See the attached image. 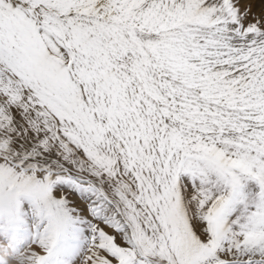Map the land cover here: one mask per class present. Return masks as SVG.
<instances>
[{
  "label": "snow or ice",
  "instance_id": "6c2138e0",
  "mask_svg": "<svg viewBox=\"0 0 264 264\" xmlns=\"http://www.w3.org/2000/svg\"><path fill=\"white\" fill-rule=\"evenodd\" d=\"M5 188L0 264H264V0H0Z\"/></svg>",
  "mask_w": 264,
  "mask_h": 264
},
{
  "label": "clouds",
  "instance_id": "9594fccd",
  "mask_svg": "<svg viewBox=\"0 0 264 264\" xmlns=\"http://www.w3.org/2000/svg\"><path fill=\"white\" fill-rule=\"evenodd\" d=\"M19 189L0 190V235L7 234L23 210Z\"/></svg>",
  "mask_w": 264,
  "mask_h": 264
},
{
  "label": "rangeland",
  "instance_id": "374dc122",
  "mask_svg": "<svg viewBox=\"0 0 264 264\" xmlns=\"http://www.w3.org/2000/svg\"><path fill=\"white\" fill-rule=\"evenodd\" d=\"M249 187L252 189L253 192H257L259 189L258 187H256L254 184H250ZM23 204H26L27 203V200L26 198H21Z\"/></svg>",
  "mask_w": 264,
  "mask_h": 264
}]
</instances>
